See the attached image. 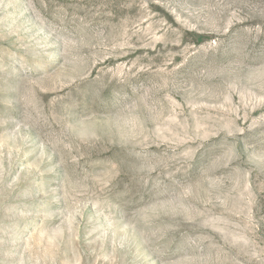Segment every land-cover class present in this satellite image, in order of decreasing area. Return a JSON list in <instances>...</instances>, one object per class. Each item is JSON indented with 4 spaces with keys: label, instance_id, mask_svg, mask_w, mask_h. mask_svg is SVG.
I'll return each mask as SVG.
<instances>
[{
    "label": "rangeland",
    "instance_id": "374dc122",
    "mask_svg": "<svg viewBox=\"0 0 264 264\" xmlns=\"http://www.w3.org/2000/svg\"><path fill=\"white\" fill-rule=\"evenodd\" d=\"M0 264H264V0H0Z\"/></svg>",
    "mask_w": 264,
    "mask_h": 264
}]
</instances>
